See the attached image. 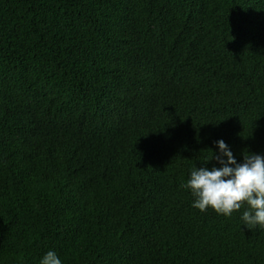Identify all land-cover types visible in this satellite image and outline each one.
I'll return each mask as SVG.
<instances>
[{"label": "trees", "instance_id": "16d2710c", "mask_svg": "<svg viewBox=\"0 0 264 264\" xmlns=\"http://www.w3.org/2000/svg\"><path fill=\"white\" fill-rule=\"evenodd\" d=\"M219 140L264 156V0H0V264H264L181 187Z\"/></svg>", "mask_w": 264, "mask_h": 264}, {"label": "clouds", "instance_id": "9594fccd", "mask_svg": "<svg viewBox=\"0 0 264 264\" xmlns=\"http://www.w3.org/2000/svg\"><path fill=\"white\" fill-rule=\"evenodd\" d=\"M218 154L210 161L220 166L209 169L194 167L190 177L181 187L190 190L194 198L192 206L201 212L211 208L226 217L247 204L241 219L248 229L264 227V156L245 151L243 162L238 163L223 140L216 142ZM40 264H62L55 251H48Z\"/></svg>", "mask_w": 264, "mask_h": 264}]
</instances>
